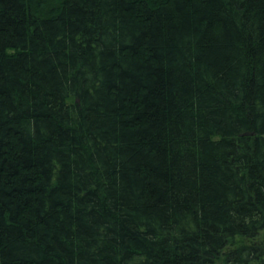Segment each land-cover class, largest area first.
I'll return each mask as SVG.
<instances>
[{"label":"trees","instance_id":"1","mask_svg":"<svg viewBox=\"0 0 264 264\" xmlns=\"http://www.w3.org/2000/svg\"><path fill=\"white\" fill-rule=\"evenodd\" d=\"M0 264H264V0H0Z\"/></svg>","mask_w":264,"mask_h":264}]
</instances>
